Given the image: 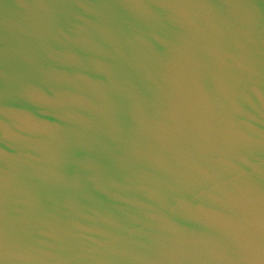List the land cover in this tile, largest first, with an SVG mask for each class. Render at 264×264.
<instances>
[{
  "label": "water",
  "instance_id": "1",
  "mask_svg": "<svg viewBox=\"0 0 264 264\" xmlns=\"http://www.w3.org/2000/svg\"><path fill=\"white\" fill-rule=\"evenodd\" d=\"M0 264H264V0H0Z\"/></svg>",
  "mask_w": 264,
  "mask_h": 264
}]
</instances>
